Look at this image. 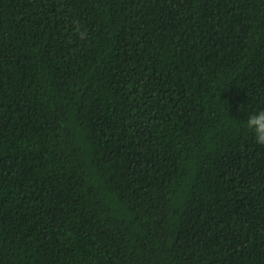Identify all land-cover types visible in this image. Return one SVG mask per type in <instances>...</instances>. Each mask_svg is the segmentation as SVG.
Returning a JSON list of instances; mask_svg holds the SVG:
<instances>
[{
    "label": "trees",
    "instance_id": "trees-1",
    "mask_svg": "<svg viewBox=\"0 0 264 264\" xmlns=\"http://www.w3.org/2000/svg\"><path fill=\"white\" fill-rule=\"evenodd\" d=\"M261 108L264 0H0V264H264Z\"/></svg>",
    "mask_w": 264,
    "mask_h": 264
},
{
    "label": "clouds",
    "instance_id": "clouds-1",
    "mask_svg": "<svg viewBox=\"0 0 264 264\" xmlns=\"http://www.w3.org/2000/svg\"><path fill=\"white\" fill-rule=\"evenodd\" d=\"M77 32L81 39L85 37L84 31L77 27ZM225 109L226 108V101L222 102ZM245 129L250 133L254 142L264 147V108H261L258 111H253L251 114L247 116L246 121L244 122Z\"/></svg>",
    "mask_w": 264,
    "mask_h": 264
}]
</instances>
